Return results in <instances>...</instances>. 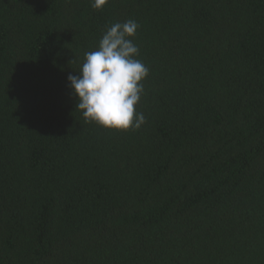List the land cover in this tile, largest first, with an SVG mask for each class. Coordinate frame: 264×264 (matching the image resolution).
Instances as JSON below:
<instances>
[{
  "label": "trees",
  "instance_id": "obj_1",
  "mask_svg": "<svg viewBox=\"0 0 264 264\" xmlns=\"http://www.w3.org/2000/svg\"><path fill=\"white\" fill-rule=\"evenodd\" d=\"M128 19L146 122L106 129L67 76ZM0 264H264V0H0Z\"/></svg>",
  "mask_w": 264,
  "mask_h": 264
},
{
  "label": "clouds",
  "instance_id": "obj_2",
  "mask_svg": "<svg viewBox=\"0 0 264 264\" xmlns=\"http://www.w3.org/2000/svg\"><path fill=\"white\" fill-rule=\"evenodd\" d=\"M108 0H90L100 10ZM139 24L128 19L103 32L95 51L85 53L78 75L67 76V87L75 108L86 122L113 130H137L146 122L135 106L144 92L142 81L149 68L140 60L139 48L131 39Z\"/></svg>",
  "mask_w": 264,
  "mask_h": 264
}]
</instances>
